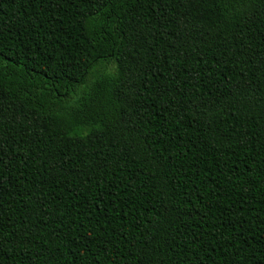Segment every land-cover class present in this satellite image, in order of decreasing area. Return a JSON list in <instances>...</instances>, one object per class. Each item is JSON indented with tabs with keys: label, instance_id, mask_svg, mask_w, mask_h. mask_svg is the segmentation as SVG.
I'll use <instances>...</instances> for the list:
<instances>
[{
	"label": "trees",
	"instance_id": "obj_1",
	"mask_svg": "<svg viewBox=\"0 0 264 264\" xmlns=\"http://www.w3.org/2000/svg\"><path fill=\"white\" fill-rule=\"evenodd\" d=\"M0 264H264V0H0Z\"/></svg>",
	"mask_w": 264,
	"mask_h": 264
}]
</instances>
